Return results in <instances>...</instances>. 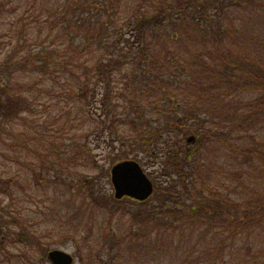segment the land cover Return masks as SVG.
<instances>
[{"label":"trees","instance_id":"1","mask_svg":"<svg viewBox=\"0 0 264 264\" xmlns=\"http://www.w3.org/2000/svg\"><path fill=\"white\" fill-rule=\"evenodd\" d=\"M28 118L34 135L55 120L65 139L75 129L76 141L145 136L153 152L166 150L160 158L173 171L164 166L165 198L132 232L148 240L139 246L152 263L176 256L172 264H264V0H0V156ZM187 135L194 152L183 151ZM217 141L228 159L223 172L203 154ZM57 148L43 157L48 184L74 185L76 156L77 202L98 204L91 149L76 143L69 157L73 146L64 145L60 159ZM3 176L1 251L18 235L42 250L31 212L16 208V178Z\"/></svg>","mask_w":264,"mask_h":264},{"label":"rangeland","instance_id":"2","mask_svg":"<svg viewBox=\"0 0 264 264\" xmlns=\"http://www.w3.org/2000/svg\"><path fill=\"white\" fill-rule=\"evenodd\" d=\"M73 114L76 116L75 109ZM26 121H30V124L23 126V122H19L12 129L9 154L0 156V174L1 176L4 174V178L13 176L16 178V183H18L14 186V189H18L16 208L28 209L31 212L29 223L34 231H39L38 234L45 236V242L42 243V250L34 249L18 242L20 238L18 235L15 241L13 239L11 242H5V252L0 249V264H51L48 253L53 250L69 253L74 258V264H172L175 258H179L163 256L161 261L156 260L152 263L153 258L150 259L152 253H146L139 246L149 245L148 240L135 239L132 234L135 230L145 228L140 218L144 210L165 198L163 196L165 187L162 184L167 178L163 176L166 173L164 166L167 167V173L173 171L172 164L167 163L169 159L160 158L166 150L160 151L159 149L153 152L152 145H148L150 141L145 136L142 137L144 141H110L103 135L76 141L75 129L73 134L65 139L62 136L61 124L55 125V120H51L48 126L42 124L45 128H40L38 134L34 135L31 119L28 118ZM191 137L190 135L184 137L186 147L183 151L185 153L187 150L194 152L197 147L194 142L191 144L187 142ZM80 142L91 149L93 162L95 161V166H98L95 173L97 177L100 174L101 185L97 187V190L100 189V194L97 196L98 204L96 205L89 202L87 204L77 202V199H82L84 195L79 192L83 169L82 167L76 168V156L72 160L73 163L69 162L70 171L68 173V181L72 182L74 179L75 186L72 182V185L64 189L61 188L59 181L58 184L61 187L47 182L49 162L43 157H46L44 154L46 150L49 151L48 147L52 148L57 145L59 148L55 149V153L61 152L60 159H64L62 146H73L74 150L70 148L68 154L74 153L76 143ZM205 144L206 142L203 145ZM2 148L0 143V152ZM225 151L222 142L217 141V145H210L203 154L209 165L221 167L223 172L228 160L224 155ZM71 155L69 154V157ZM122 159L140 163L155 187L162 188L159 193L155 190L156 194L150 199L148 206L139 207L132 203L116 205L109 199L110 196H114L110 171L113 163ZM107 170L109 174L104 173ZM34 172L42 173L46 179L44 177L34 179L32 176ZM49 208L52 210V215L49 214ZM58 215L64 217L63 224L62 218ZM49 235L51 238L47 237ZM163 249H167V243L164 244ZM179 255H186V251Z\"/></svg>","mask_w":264,"mask_h":264},{"label":"water","instance_id":"3","mask_svg":"<svg viewBox=\"0 0 264 264\" xmlns=\"http://www.w3.org/2000/svg\"><path fill=\"white\" fill-rule=\"evenodd\" d=\"M194 141V137L188 139L189 144ZM110 174L114 196L118 201L130 198L137 202H146L154 194L153 181L136 161L120 162L111 168ZM48 258L52 264H74L73 256L61 250L49 252Z\"/></svg>","mask_w":264,"mask_h":264}]
</instances>
